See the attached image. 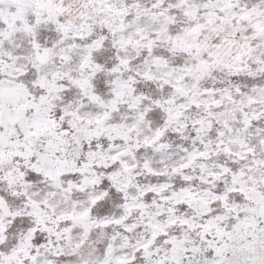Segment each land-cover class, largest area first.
<instances>
[{
  "label": "snow or ice",
  "instance_id": "6c2138e0",
  "mask_svg": "<svg viewBox=\"0 0 264 264\" xmlns=\"http://www.w3.org/2000/svg\"><path fill=\"white\" fill-rule=\"evenodd\" d=\"M0 264H264V0H0Z\"/></svg>",
  "mask_w": 264,
  "mask_h": 264
}]
</instances>
